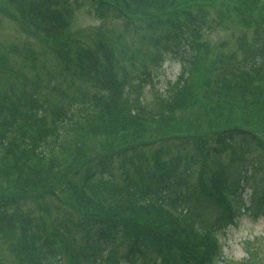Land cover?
<instances>
[{
  "label": "trees",
  "instance_id": "1",
  "mask_svg": "<svg viewBox=\"0 0 264 264\" xmlns=\"http://www.w3.org/2000/svg\"><path fill=\"white\" fill-rule=\"evenodd\" d=\"M77 1L17 0L20 16L11 13L24 31L31 33V24L46 33L56 62L46 84L36 71L29 89L14 93L9 86L0 94V228L7 221L18 230L19 264L212 263L215 230L237 222L230 197L264 214V0H237L216 11L220 20L232 12L248 28L238 36L237 51L211 58L203 7L215 0H89L100 19L126 16L128 26L134 17L153 29L170 23L159 40L164 54L190 51L164 90L147 81L149 72L135 81L119 77L110 41L100 39L94 49L66 38ZM0 10L6 12L1 3ZM250 26L255 35L248 40ZM35 56L25 55L31 69ZM51 60L46 51L41 63ZM59 62L67 81L56 69ZM99 136L104 141L94 168L85 161ZM170 142L185 149L171 155ZM155 143L160 147L145 155ZM255 149L259 156L248 174L247 154ZM117 156L133 166L121 181L113 172ZM256 170L263 174L258 180ZM247 185L249 205L242 196ZM46 194L82 216L55 218L53 237L17 204Z\"/></svg>",
  "mask_w": 264,
  "mask_h": 264
},
{
  "label": "rangeland",
  "instance_id": "2",
  "mask_svg": "<svg viewBox=\"0 0 264 264\" xmlns=\"http://www.w3.org/2000/svg\"><path fill=\"white\" fill-rule=\"evenodd\" d=\"M15 1V4L13 3ZM237 0H215L210 5H205L204 11L206 12V21L202 25V34L209 40L212 53L210 58L214 56V52L231 50H238V36L246 31L247 26L241 25L237 18L230 13V17L219 19L216 11H223L225 7L232 6V3ZM262 1V0H260ZM6 12L0 10V94L8 87L11 86L14 93L21 91L22 87L30 88L31 81L35 78V72H39L42 84L47 83L46 73L53 70L56 58L53 53L48 50L49 45L43 37L46 36L45 32H38L30 24L31 33L24 31L19 21L12 15L20 16L18 12L17 0H0ZM89 0H78L73 9V16L67 19V27L65 28L66 38L76 45L85 48L96 49L97 41L102 39L110 41V44H115L114 69L118 72V76L125 75L127 81H135L138 76L150 73L151 76L147 81H150L155 88L165 89L168 83L173 81L182 68L184 61L183 54L189 55L188 50H180L179 53L164 54L163 43H159L162 36L166 31L172 28L170 23L166 20L157 24L154 29L147 27L146 24L141 23L139 19L132 16V21L128 26L124 22L127 21L126 16L119 19L112 16H106L103 19L97 18L91 12L88 6ZM182 20V19H181ZM179 18L177 21H181ZM135 22L137 24H135ZM252 31V32H251ZM188 33V32H187ZM253 26L248 29L247 39H253ZM185 39H182V41ZM186 41V40H185ZM189 41V39H187ZM225 42L222 47L219 44ZM54 47V46H53ZM49 52L52 60L49 62L41 63V59L45 52ZM36 54V65L33 69L30 68V62L25 61V55ZM163 52V53H162ZM179 55V56H178ZM182 55V56H181ZM177 56V57H176ZM56 67L61 72L64 79L68 80V75L62 70L61 62ZM42 65V66H41ZM128 83V82H127ZM90 90L95 91L97 88L93 83H87ZM146 88L149 84L147 83ZM70 90L71 95L75 91V87ZM55 98L61 97L58 93H50ZM144 94V93H143ZM67 99H69L67 97ZM188 115V113H185ZM187 121V118H184ZM161 130H153L154 134ZM104 141L103 136L96 137L92 140L90 150L86 157V165L97 167V151L99 150L100 143ZM160 147L159 143L149 144L144 148L145 155H151ZM169 154H175L185 149L179 143H168L167 145ZM253 154H247L246 167L247 173L253 172L251 161H255L259 154L256 149L252 151ZM123 156H117L114 161V175L117 180L121 181L122 173L132 169L130 161L124 159L126 164L122 165ZM133 162H136L134 160ZM152 162V161H151ZM82 169V167L80 168ZM84 171V170H82ZM256 180L261 178L262 173L254 171ZM79 177V174H78ZM77 177V178H78ZM261 186V183L259 184ZM250 186L247 185L242 196L245 205H249L247 197L250 192ZM21 212H27L30 215L38 217L44 224V235L53 237L56 227L55 218H69L71 222H75L82 216L80 212L73 209L63 201H60L58 196L46 194L44 197L30 195L23 197L19 203ZM47 207V208H45ZM244 208V207H243ZM16 207H12L9 213H12ZM237 222L233 224H224V243L221 246L220 253L216 257V264H264V214H262L256 205H249L248 209H243ZM58 224V220H57ZM55 226V228H54ZM18 230L12 227V230L7 226L3 229L0 228V264H19L16 255ZM62 258L66 260V254L62 252ZM137 264L142 263L138 260Z\"/></svg>",
  "mask_w": 264,
  "mask_h": 264
}]
</instances>
